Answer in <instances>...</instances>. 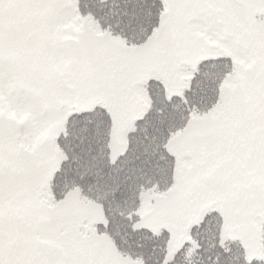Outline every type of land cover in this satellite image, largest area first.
Segmentation results:
<instances>
[{
	"label": "snow or ice",
	"instance_id": "snow-or-ice-1",
	"mask_svg": "<svg viewBox=\"0 0 264 264\" xmlns=\"http://www.w3.org/2000/svg\"><path fill=\"white\" fill-rule=\"evenodd\" d=\"M0 264H264V0H0Z\"/></svg>",
	"mask_w": 264,
	"mask_h": 264
}]
</instances>
